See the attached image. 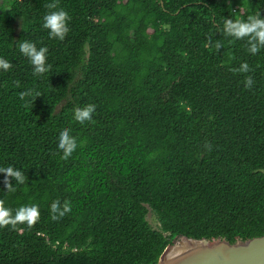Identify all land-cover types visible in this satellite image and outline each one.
I'll return each instance as SVG.
<instances>
[{
    "label": "trees",
    "instance_id": "16d2710c",
    "mask_svg": "<svg viewBox=\"0 0 264 264\" xmlns=\"http://www.w3.org/2000/svg\"><path fill=\"white\" fill-rule=\"evenodd\" d=\"M57 8L63 39L41 26ZM252 9L264 16V0H0V167L25 175L8 191L0 173V201L39 210L0 227V264H157L179 235L264 234V49L213 34ZM23 40L47 47L48 71L33 74ZM53 200L71 211L51 219Z\"/></svg>",
    "mask_w": 264,
    "mask_h": 264
},
{
    "label": "clouds",
    "instance_id": "9594fccd",
    "mask_svg": "<svg viewBox=\"0 0 264 264\" xmlns=\"http://www.w3.org/2000/svg\"><path fill=\"white\" fill-rule=\"evenodd\" d=\"M49 8H55L54 4L47 5ZM68 13L63 8L46 12L42 18V27L47 29L49 38L63 39L68 31L67 25ZM222 32L226 37H231L234 40H244L246 43V51L255 55L261 49H264V16L260 14L259 9H252L243 18L225 17L222 24L217 25L214 33ZM211 37L209 38L211 42ZM21 55L28 58L33 65V74L39 75L48 71L50 65L46 63L47 47L39 46L31 40L19 41L17 44ZM219 47V45H217ZM11 67V62L0 57V69L7 70ZM234 71L248 72L249 66L247 62H241L238 69ZM245 87L252 85L253 81L250 76L243 81ZM39 95V94H37ZM36 95V96H37ZM95 104L87 103L83 106L76 107L73 110L72 118L79 123H84L92 119V114L95 111ZM56 148L61 150L62 157H69L77 148V139L71 134V130L67 127L61 128L56 137ZM0 173H4L3 183L4 189L13 191L14 187L9 177L17 184L23 183L25 175L20 169L11 165L8 167H0ZM71 211V203L68 200L60 201L53 200L49 204L50 218L56 220L63 217ZM39 216L38 205L35 203L22 204L15 209L9 208L3 201H0V227L4 225L15 226L16 224H26L31 226L36 222Z\"/></svg>",
    "mask_w": 264,
    "mask_h": 264
},
{
    "label": "water",
    "instance_id": "95a60500",
    "mask_svg": "<svg viewBox=\"0 0 264 264\" xmlns=\"http://www.w3.org/2000/svg\"><path fill=\"white\" fill-rule=\"evenodd\" d=\"M157 264H264V234L234 242L179 235L165 247Z\"/></svg>",
    "mask_w": 264,
    "mask_h": 264
},
{
    "label": "rangeland",
    "instance_id": "374dc122",
    "mask_svg": "<svg viewBox=\"0 0 264 264\" xmlns=\"http://www.w3.org/2000/svg\"><path fill=\"white\" fill-rule=\"evenodd\" d=\"M147 220L149 221V223L151 224V226L155 229H159V222L157 220V217L155 215V213L149 208V211L147 213Z\"/></svg>",
    "mask_w": 264,
    "mask_h": 264
}]
</instances>
